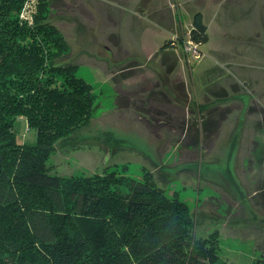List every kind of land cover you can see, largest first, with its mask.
Instances as JSON below:
<instances>
[{
    "label": "rangeland",
    "instance_id": "1",
    "mask_svg": "<svg viewBox=\"0 0 264 264\" xmlns=\"http://www.w3.org/2000/svg\"><path fill=\"white\" fill-rule=\"evenodd\" d=\"M51 1L66 58L95 93L92 121L70 140L79 147L54 153L51 173L153 171L196 215L199 235L219 226L213 264H255L264 254V0ZM197 11L209 32L201 51L182 43L159 53ZM15 130L37 144L25 120Z\"/></svg>",
    "mask_w": 264,
    "mask_h": 264
},
{
    "label": "trees",
    "instance_id": "2",
    "mask_svg": "<svg viewBox=\"0 0 264 264\" xmlns=\"http://www.w3.org/2000/svg\"><path fill=\"white\" fill-rule=\"evenodd\" d=\"M53 11L51 0H0V264H213L219 226L199 235L196 215L153 171L51 173V156L74 153L70 140L95 109ZM208 41L197 11L158 52ZM19 119L37 130L36 145L18 141Z\"/></svg>",
    "mask_w": 264,
    "mask_h": 264
},
{
    "label": "crops",
    "instance_id": "3",
    "mask_svg": "<svg viewBox=\"0 0 264 264\" xmlns=\"http://www.w3.org/2000/svg\"><path fill=\"white\" fill-rule=\"evenodd\" d=\"M159 48H160V46H159ZM166 51H174V50L173 49H167L164 52H162V54L165 53Z\"/></svg>",
    "mask_w": 264,
    "mask_h": 264
},
{
    "label": "built area",
    "instance_id": "4",
    "mask_svg": "<svg viewBox=\"0 0 264 264\" xmlns=\"http://www.w3.org/2000/svg\"><path fill=\"white\" fill-rule=\"evenodd\" d=\"M196 50V48H194Z\"/></svg>",
    "mask_w": 264,
    "mask_h": 264
}]
</instances>
